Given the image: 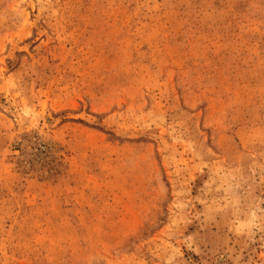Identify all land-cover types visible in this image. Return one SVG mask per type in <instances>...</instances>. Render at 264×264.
Returning a JSON list of instances; mask_svg holds the SVG:
<instances>
[{
	"label": "rangeland",
	"instance_id": "obj_1",
	"mask_svg": "<svg viewBox=\"0 0 264 264\" xmlns=\"http://www.w3.org/2000/svg\"><path fill=\"white\" fill-rule=\"evenodd\" d=\"M0 264H264V0H0Z\"/></svg>",
	"mask_w": 264,
	"mask_h": 264
}]
</instances>
